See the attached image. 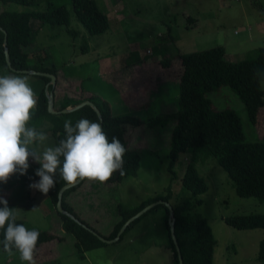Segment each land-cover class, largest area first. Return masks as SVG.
<instances>
[{"label":"rangeland","instance_id":"obj_1","mask_svg":"<svg viewBox=\"0 0 264 264\" xmlns=\"http://www.w3.org/2000/svg\"><path fill=\"white\" fill-rule=\"evenodd\" d=\"M96 1L109 21L107 30L98 35L87 33L76 19L70 0H33L30 5L0 1V13L41 11L46 9L48 2L64 6L68 11V29L75 31V35L69 34L64 26L43 25L39 20H31L36 34L34 48L28 49L31 53L28 63L37 62L33 54L40 50L47 56L48 65H56L58 80L67 87L66 92L58 90L56 98L60 99L63 94L85 98L94 93L108 101L112 114H135L143 121L136 126H127L125 132L129 145L140 154L137 174L121 179L112 177L103 184L85 180L67 193V201L74 212L98 233L108 235L120 220L121 211L137 207L147 199L170 193L171 206L187 198L200 200L192 212L205 217L212 229L216 240L213 264H264L257 258L264 228L237 229L224 221L225 217L236 214L264 213L263 202L252 196L237 195L232 180L214 158L201 160L187 151L176 161L174 174L167 168L182 71L179 53L221 45L226 59L231 61L252 55L264 45V0ZM187 16L194 21L187 20ZM168 26L171 37L168 36ZM165 54L172 57V65L160 69L159 60ZM10 74L27 78L37 97L43 84L40 76L16 72L1 62L0 76ZM127 82H133L135 87L125 98ZM142 85H145V92ZM261 87L264 88V80ZM156 90L163 98L162 107L158 104L156 111L145 113L144 106H139V112H132L131 96L138 99ZM207 97L215 109H235L241 117L245 140L264 138V106L259 110L257 122L252 123L244 104L230 86L222 85L209 91ZM160 112L168 114L153 122ZM34 127L48 136L44 144L36 147L42 151L44 147L53 146L54 139L46 130L45 121L44 125ZM189 162L195 163L208 186L205 192L195 196L181 182ZM39 167L30 160V172L35 173ZM0 196L14 205L12 208L16 210L17 218L24 221L26 228L47 229L56 235L41 244L47 247L44 251L50 253L52 259L36 254V264H173L170 251L165 248L169 241L162 204L149 209L119 241L79 254L75 253L73 235L63 230L61 216L48 193L45 195L29 186L25 188L20 183H13L0 189ZM121 247L122 252L112 255ZM61 254L66 256L57 258ZM0 264L26 262L21 261L18 251L13 250L9 255L0 246Z\"/></svg>","mask_w":264,"mask_h":264},{"label":"trees","instance_id":"obj_2","mask_svg":"<svg viewBox=\"0 0 264 264\" xmlns=\"http://www.w3.org/2000/svg\"><path fill=\"white\" fill-rule=\"evenodd\" d=\"M0 1H14L24 5L33 3V0ZM70 4L76 19L83 25L89 35L102 34L107 30L109 26L108 16L99 7L96 0H70ZM32 19L39 20L43 25L64 26L69 34L75 35V31L68 29L69 13L64 6H55L51 2H48L46 9L41 11H3L0 13V26L7 33L6 46L12 67L14 69H33L52 73L56 76L57 84V67L52 63L48 65L47 56L40 50H37V54H33L37 62L28 63L29 54H31L28 49L34 48V37L36 34V30L31 23ZM187 20H190V22L194 21L190 16H187ZM167 32L168 36L171 37L170 26H168ZM3 38L4 33L0 30V63L3 62L5 64ZM178 56L182 71L178 82L177 110L175 112L176 125L172 132L168 151V170L171 174H174L176 161L182 153L187 151H191L201 160L208 157L214 158L232 180L237 195L241 197L252 196L264 203V138L257 141L245 140L241 117L235 109H215L211 100L207 97L209 91L217 90L222 85L230 86L244 104L248 119L252 123H256L259 110L264 106V88L261 87V81L264 80V45L259 46L252 55L237 61L226 59L225 49L221 45L179 53ZM159 64L161 68L170 67L172 65V57L165 54L159 60ZM40 77L44 85L50 80L45 76ZM49 88L53 90L54 108L56 110L73 106L86 99L97 106L101 113L102 126L108 134L109 140L115 136L126 148L122 169L123 174L119 172L116 179L135 176L139 168L140 154L138 150L129 145L125 132L127 126H136L142 124L143 121L133 114H112L108 101L97 94L92 93L85 98H74L71 95L63 94L58 99L55 95V88L51 84ZM74 99L78 100L72 102ZM37 100V107L30 126L44 125L45 121L47 124L46 130L49 131L54 139L53 146H56L59 140L63 138L65 120H71L73 126L81 118L100 122L94 109L88 105L67 113H49L44 86L40 89ZM166 114L168 113H159L152 119L153 122L164 119L167 116ZM33 180H39V177L35 176L34 172L27 170L26 175H14L7 184H0V189L8 188L13 183H20L23 187L28 188ZM56 180L55 187L48 192L50 201L55 209L58 191L65 185L59 176H57ZM84 181L63 192L62 207L73 214L82 224L98 233L97 230L74 212L66 198L70 190L76 188ZM181 182L183 187L191 192L192 196L201 194L208 188L205 179L199 174L193 162L187 163ZM167 189L169 190V186H167ZM169 198L170 193H166L154 199H147L137 207L121 211L120 220L115 223L108 235L102 234V236L106 239L115 237L121 225L141 208L158 199L169 202ZM200 202V200L187 198L181 203L172 206L175 217L174 233L184 264H213V251L216 240L212 229L205 217L200 213L192 212L196 204ZM8 205L10 208L14 206L9 202ZM58 214L61 216L63 230L71 233L74 237L75 253L83 254L85 251L106 244L76 220L64 213L58 212ZM141 216L126 227L119 240L125 231L133 226ZM168 216L169 211L164 206L163 221L169 241L167 248L170 251L173 264H178L176 249L170 236ZM224 221L237 229L264 228V213L236 214L225 217ZM16 222L25 226L22 219L17 218ZM35 230L40 233L37 246L56 237L55 234L47 229ZM2 239L3 232L0 230V240ZM0 246L3 250V245L0 244ZM257 258L264 263V238L259 242Z\"/></svg>","mask_w":264,"mask_h":264},{"label":"clouds","instance_id":"obj_3","mask_svg":"<svg viewBox=\"0 0 264 264\" xmlns=\"http://www.w3.org/2000/svg\"><path fill=\"white\" fill-rule=\"evenodd\" d=\"M37 103L27 78L18 74L0 76V184H7L14 175H26L30 160L40 167L35 171L39 180L29 188L45 195L55 187L57 176L65 185L74 186L84 180L103 184L115 173L123 174L124 144L115 136L109 140L102 123L87 118L79 119L74 126L71 120H65L59 143L40 151L36 145L44 144L48 136L30 126ZM0 205L3 250L9 255L16 250L21 261L36 264L39 231L18 224L16 210L3 196Z\"/></svg>","mask_w":264,"mask_h":264},{"label":"water","instance_id":"obj_4","mask_svg":"<svg viewBox=\"0 0 264 264\" xmlns=\"http://www.w3.org/2000/svg\"><path fill=\"white\" fill-rule=\"evenodd\" d=\"M0 30L3 31L4 33V38H3V46H4V57H5V62L7 64V66L16 71V72H20V73H25V74H33V75H39V76H45V77H48L50 80L47 84H45V87H44V93L47 97V110L49 113H55V114H59V113H67V112H70V111H74L76 109H79L83 106H90L92 109H94V111L96 112L100 122H102V117H101V113L99 111V109L97 108V106L91 102L90 100L86 99V100H83L81 102H79L78 104H75L73 106H68V107H65L61 110H56L54 108V94H53V90L51 88H49V85L51 84L52 87H55L56 85V76L52 73H48V72H44V71H37V70H33V69H14L12 67V64H11V60H10V56H9V53H8V49H7V46H6V42H7V33L4 29H2V27L0 26ZM119 175V172L115 173L114 175V179H116ZM79 184V183H78ZM72 186H69V185H63L60 190L58 191V194H57V201H56V209L58 212L60 213H64L66 215H68L69 217H71L72 219L76 220L79 224H81L82 226H84L85 228L89 229L99 240H101L102 242H105V243H112V242H115L117 241L121 234L124 232V230L126 229V227L132 222L134 221L136 218H138L139 216H141L143 213H145L146 211H148L149 209H151L152 207L156 206V205H159V204H162L164 206L167 207L168 211H169V216H168V225H169V231H170V236H171V239L173 241V244L175 246V249H176V253H177V258H178V264H184L183 263V258H182V255H181V251H180V247L178 245V242H177V239H176V236H175V233H174V224H175V217H174V210H173V207L171 206V204L166 201V200H163V199H158L156 201H153L149 204H147L146 206H144L143 208H141L139 211H137L135 214H133L132 216H130L122 225L121 227L119 228L117 234L115 237L111 238V239H106L104 238L101 234L97 233L96 231L88 228L86 225L82 224L77 218H75V216L71 213H69L68 211H66L63 207H62V195H63V192L70 188Z\"/></svg>","mask_w":264,"mask_h":264},{"label":"crops","instance_id":"obj_5","mask_svg":"<svg viewBox=\"0 0 264 264\" xmlns=\"http://www.w3.org/2000/svg\"><path fill=\"white\" fill-rule=\"evenodd\" d=\"M159 68L161 69V67H159ZM106 70L110 71L112 69L106 68ZM135 78L137 79L138 76L135 75ZM57 81L58 82L54 87L55 93L57 94L58 90H60L61 93L66 92L67 87H66L65 83H63L62 81H59V80H57ZM43 86L45 87L44 83L41 85V88ZM144 86L145 85L141 86V88L143 89V92H145ZM134 87H135V84L133 82L132 83L127 82V86H126V90H125V98H126L127 93L130 91V89H133ZM128 95H130V94H128ZM160 95L161 94H159L158 91L156 90L155 92L150 93V95H148V96H142L141 98H138V99H142V101H138V99H135V97H132L130 95L131 97L130 96L129 97H130V100L132 101V105H130V109H133L132 112H139V109H138L139 106H142V107L144 106V108L146 109V110H144L145 113H148L149 111L152 112L151 110L156 111V105L159 104V106H161V107L163 106L162 105V103H163L162 99L163 98H161ZM156 102H158V103H156ZM160 102H161V105H160ZM160 113H162V112H160ZM133 115H135V114H133ZM117 241H119V239ZM112 243H114V242H112ZM112 243H108V244H112ZM167 246L165 245V248L167 250H169L167 248ZM99 248H104V247H99ZM44 250H47V247H44L43 245L37 246L36 254H38L40 257H43V258L45 257L46 259H52V256L50 255V253H48ZM120 252H122V247L119 250L115 249V252H113L112 255H117ZM36 254H35V256H36ZM64 256H66V255L61 254L57 258H62V257L64 258ZM57 258H55V259H57Z\"/></svg>","mask_w":264,"mask_h":264}]
</instances>
